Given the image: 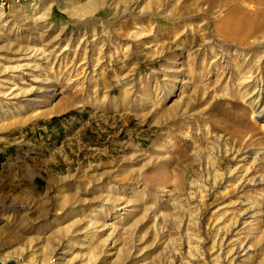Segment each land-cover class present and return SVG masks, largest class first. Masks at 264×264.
<instances>
[{
	"label": "rangeland",
	"instance_id": "obj_1",
	"mask_svg": "<svg viewBox=\"0 0 264 264\" xmlns=\"http://www.w3.org/2000/svg\"><path fill=\"white\" fill-rule=\"evenodd\" d=\"M88 1L0 0V264H223L226 228L242 211L233 205L238 201L256 216L229 236L228 248L248 247L235 264H264V121L236 94L240 76L250 74L246 92L264 103V35L249 39L255 45L244 49L248 59L218 54L221 67L197 84V69L181 65L191 55L183 33L197 16L178 11L184 0L154 10L141 1L125 12L121 0H101L91 17L73 15L72 6ZM143 11L157 14L141 18ZM105 36L115 43L105 47ZM139 39L144 49L134 51ZM43 49L67 52L58 79L53 64L48 90L5 105L2 79L19 92L36 86L18 70L26 62L38 68ZM76 55L96 64L98 75L68 68ZM103 74L106 88L97 82ZM106 92L108 102L98 106ZM213 96L219 104L207 112ZM173 108L171 118H155ZM243 111L254 130L236 142L213 120L232 121ZM182 142L184 158L177 154ZM246 151L254 159L241 165ZM74 228L79 236L70 233ZM62 238L65 261L50 254Z\"/></svg>",
	"mask_w": 264,
	"mask_h": 264
},
{
	"label": "bare ground",
	"instance_id": "obj_2",
	"mask_svg": "<svg viewBox=\"0 0 264 264\" xmlns=\"http://www.w3.org/2000/svg\"><path fill=\"white\" fill-rule=\"evenodd\" d=\"M107 1L112 2L114 0H107ZM118 1L119 0H117V1L115 0V2H117V3H118ZM141 1H143V4H144V5H140L142 8H144L145 10H148V9L150 10V8H152L154 10V9H158L159 7H161L162 4H166V2H169L170 0H164V2L162 0H121L120 2L122 4L119 2V4L122 5L121 11L125 12V11H128V9L129 10L134 9L135 7L139 6ZM161 1L163 3H161ZM172 1L173 2L171 3V5L175 7L178 0H172ZM100 3H101V0H89L88 3H86L84 5L81 4V5H78L76 7L72 6V8L73 7L74 8H73V10L71 8V11L73 12V15H76V17L77 16H79V17L90 16L91 17L99 9L100 6L98 4H100ZM112 3H114V2H112ZM183 3H185V4L180 6L179 7L180 9L178 11H180L181 13H188L189 15H197V16H195V18L192 19L194 22L188 23L189 24L188 28L186 26L185 31L183 33V37H182L183 39L181 41L183 43V47H185V49H187V51L191 55H192V53L193 54L195 53V55L193 57L189 58V56H191V55L188 54V56H187L188 58L187 59L185 58L184 60H182L181 65L182 66L185 65V69H189L192 72L194 71V68H195V72L197 69V73L194 75L193 79L191 78L192 81H195L197 84H198V81H197L198 78H204L205 74L207 72H209L210 70L221 67V65H220L221 62L218 61L219 59H217V57H216L218 54H221V58L223 57L226 61L233 60V59H235V61H236V59H241V57L246 58L247 56H248L247 57V59H248V58H250V52L247 50H244V49L250 48V47L252 48V46L255 45L253 43V41L251 42V41H249V39L254 38V36H256L258 34H261L262 36L264 35V0H184ZM223 8H226V10H225L226 13L221 16L220 12H221V9L223 10ZM147 14L154 16L155 14H157V12H148L147 13L146 11H143V13L140 15V17L141 18L146 17ZM147 19H148V17H147ZM122 23H123V28L127 27L128 21L126 19ZM183 27H185V26H183ZM181 30H182L181 28L176 27L173 32H174V34H179V32ZM124 31L125 30H123V32ZM123 32H121V33H123ZM135 35H137V33H135ZM262 36H260V37H262ZM178 37L181 39V34ZM210 37L212 39H209ZM206 38L208 39V41L205 42ZM86 39H87V36H86V38H84L83 42L85 43V46L88 47V46H90V42H89L90 40H88V39L86 40ZM254 39L257 40L256 37ZM101 41H103V45H105V47H108V42L115 43V41L110 40L108 36H105L104 38H102L100 40V42ZM205 43H207V44L205 45ZM131 44H133V42ZM210 44H212L213 46L211 45L212 47H210ZM144 45H145V40L139 39L138 43H136V45L134 44V51H137V48H139V47L141 50L144 49ZM204 47H206V48L210 47L211 49L213 48V51H211L212 53L205 51ZM52 48H53V46H52ZM253 48H255V47H253ZM178 49L180 50L181 48L178 47ZM239 49H243V52L240 51ZM39 52L38 53L41 56H39L40 58H38V61L41 65H43L42 68L40 67L41 65L38 68H36L37 65L29 64V62H26L18 70L22 79L29 80L33 83H36V86H32V87H29L27 89H23L22 91L19 92L20 89L19 88L17 89V87L15 88V84H16L15 82L10 83V82H8L7 79H2L3 82L8 85L6 87L7 93H6L5 98L7 99V101H6L5 105L10 106V105L16 104V100H18L19 97H25V98H28V100L33 101L34 97L36 95H38L39 93H41L43 91L48 90V87L50 86V83L52 81L48 79L47 74H52L51 69L53 67H56L55 72L56 71L58 72L56 75V80L58 79V76L60 74V70L58 69V67L60 66V62L63 63V57L66 56L67 52L64 54V51H63L64 55L62 57H60L62 55V53L57 55V54H55V50H53V49L49 50L45 54H44V49H43V51H39ZM58 52H59V50H58ZM241 53H243V56H241ZM34 55H36V54H34ZM33 58H34V56H33ZM210 59H212V61H210ZM53 64H54V66L52 67ZM46 66H48V67H46ZM173 66H178V65L176 63V64H173ZM70 67H71V70L73 69V71L82 70L84 75H87L90 71H92V72L97 71L95 68V67H97L96 64L91 65L90 61L88 59L80 58V57H78V55H76L75 57H73L71 59V64L68 66V68H70ZM39 70H41V71H39ZM32 71L39 72V75L41 74L40 76H42V77L39 76L40 78H36V77L32 78V74L30 73ZM178 72H179V70L178 71L176 70L174 75L176 76L178 74ZM96 74L98 75V71L96 72ZM107 77H108V74H106V75L103 74V76L100 75L99 78L97 79V82L99 83V85L102 86V88H106V86H107V84H105ZM176 77H178V76H176ZM240 77L241 78H240L239 84L241 86L237 89L236 94L238 93L239 95L242 96V98L244 97L248 100V104L250 105V107L252 109V114H253L255 120L264 121V103H262L263 97L260 96V94L256 95V96H254V95L249 96L248 92H246V88L249 86L250 82H252L254 80V79L252 80V75L242 74ZM161 88L164 89V86H161ZM156 89H158V88H156ZM168 94L169 93L167 92V95H166V91L163 92V95H165V98L168 96ZM102 95L103 96H101L97 102L98 106H103L105 103L108 102L107 92L102 93ZM216 96H218V95H216ZM210 101H212V103H210L211 105L209 106L207 112L212 111V110L215 111L216 110L215 108H217V105L219 104V99H216L215 96L210 98ZM207 102H209V101H207ZM238 105L239 104L237 102V104H235V106H238ZM27 108H29V106H25V109H27ZM240 108H242V107H240ZM240 112H242V111L240 110ZM245 113L246 112L238 114L236 116V118H234L232 121H227L228 119L216 121V120H213L214 118L212 120L215 122H218L217 123V124H219L218 126H221L219 128H223L224 131H226L227 133H229L232 136L235 135L236 136L235 141L237 142L242 137V135L245 133V131H253L254 130V127L249 125L248 122L245 120ZM174 115H175V109L174 108L173 109H166V111L165 110H159L158 115H156L155 118L157 120L162 119L164 116L165 117L170 116V118H171ZM232 116H233V114H232ZM203 117L206 118V116H203ZM209 123H210V121H209ZM211 123H213V122H211ZM214 124H216V123H214ZM214 127H215V125H214ZM212 128H213V126H212ZM217 129L218 128H216L215 130H217ZM219 130H221V129H219ZM178 147H179L178 153H177L178 156L179 157L185 156V153H186L185 142H182ZM252 159H254L253 158V152H250V151L244 152L239 157V161L242 163L241 165L248 163ZM174 162H175V160H174ZM174 174H175V172H174ZM178 176H180V175H176V176L174 175L175 180L177 181L175 183L176 185L177 184L180 185V183H181L179 180L180 178ZM247 176H248V174H246V173L243 174V176L241 175L240 179L238 180V187L246 184ZM51 179H53V178H51ZM259 182L260 181L257 178L253 179V181H252V183L254 185L258 184ZM233 205L235 208H236V206H241L242 211L238 214V216L236 215V217L234 218L232 223L226 228L227 229L226 230V236H225L224 242H223V244L225 246H223L224 247L223 249L221 248V251H223L226 254L221 259L223 264H235V261L237 260V258L239 256L238 254L242 251L248 250L247 245L237 246L235 248L234 247L228 248V241L227 240L229 239V236L234 235L238 231V229H240L241 224H243L246 220L251 219L254 216H256L254 207L248 203L245 204L242 201H238ZM102 226H104V225L102 224ZM80 230H81L80 228H74L71 230L70 233L75 235V236L76 235L79 236V233L81 232ZM83 235H84V237H86V234H83ZM66 240H67V238H62L50 250V254L55 255V256L57 255L58 260H64L65 261V258L68 255L67 252L63 251L64 241H66ZM107 240L108 239H104V241H102V243H103L102 245H106ZM226 244H227V246H226ZM226 247H227V249H226ZM218 249L220 250V248H218ZM47 257L49 258V256H47ZM49 260H50V258H49Z\"/></svg>",
	"mask_w": 264,
	"mask_h": 264
}]
</instances>
